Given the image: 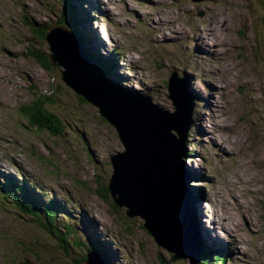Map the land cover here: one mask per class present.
Masks as SVG:
<instances>
[{"label":"rangeland","instance_id":"374dc122","mask_svg":"<svg viewBox=\"0 0 264 264\" xmlns=\"http://www.w3.org/2000/svg\"><path fill=\"white\" fill-rule=\"evenodd\" d=\"M95 1L79 7L95 38L90 48L105 57L118 52L117 88L173 112L168 80L176 72L194 99L183 162L201 246L221 252L224 264H264V0ZM67 8L65 0H0V168L39 184L41 202L64 204L72 216L57 214L58 231L74 228L65 246L40 220L3 203L0 264H86L93 241L113 257L106 264H190L189 258L173 261L143 218L97 195L111 176L110 157L124 150L117 132L95 106L58 82L60 68L46 71L29 55L49 52L29 21L49 27ZM200 28L214 31L206 45ZM37 94L50 98L64 135L31 127L19 114ZM204 262L201 256L198 264Z\"/></svg>","mask_w":264,"mask_h":264},{"label":"water","instance_id":"95a60500","mask_svg":"<svg viewBox=\"0 0 264 264\" xmlns=\"http://www.w3.org/2000/svg\"><path fill=\"white\" fill-rule=\"evenodd\" d=\"M45 43L51 65L60 68V75H54L58 82L95 106L123 145V151L110 157L108 188L115 205L125 207L129 217L143 218L158 245L175 253L173 261L189 258L190 264H198L199 227L183 162L194 99L184 89V80L176 72L168 80L175 106L169 112L149 98L117 88L86 55L76 32L66 26L47 27ZM86 263L103 264V257L89 252Z\"/></svg>","mask_w":264,"mask_h":264},{"label":"trees","instance_id":"16d2710c","mask_svg":"<svg viewBox=\"0 0 264 264\" xmlns=\"http://www.w3.org/2000/svg\"><path fill=\"white\" fill-rule=\"evenodd\" d=\"M77 1L80 2V0H65L68 8L66 9V11H64L63 18H61L62 19L61 21H58V24H62L66 26L70 31L76 32L82 44L84 43L83 47L86 50L87 55L93 61H96V64L99 66L102 74L106 78L109 79L114 78L113 71H114V67H116V61L119 58L117 55L118 52L114 51L112 55L105 57L99 51L94 52L91 49L92 40L89 37L84 36L83 26H82L83 18L82 17L80 18V14L77 12L76 9L77 5L74 4ZM85 21H87V19H85ZM36 23L37 22L33 23L29 21V24L27 25L30 27L31 31L36 35V39L41 43L45 41L46 29L48 26H43L44 25L43 23V25H41L40 27L39 24ZM29 55L33 56L34 59L38 61V63L45 70H50V71L53 70L54 67L50 63L48 54L39 53V52L34 54L33 52H31L29 53ZM54 69L59 70L58 68H54ZM49 101H50L49 97H41V94H37L35 98L31 101V103L21 105L19 109V114L25 118L29 126L38 129L39 128L46 129L51 134L60 137L64 135L65 125L62 122V120H60L56 116V114L48 108L47 104ZM81 138L83 143L85 144V142H87L86 136L84 134H81ZM87 150H89V148ZM108 164L111 165L110 162H108ZM16 188H18L19 190L24 189L23 186H16ZM40 190L41 188L39 186L29 185L27 186V190H24L25 192H23L26 196H22V195L15 196L11 192L5 191L4 188L2 189L3 193H8L9 198L13 199L11 202L15 203L14 206L16 205L24 214L29 215L31 218H36L40 220L44 226L47 225L48 231L54 236L61 235L62 238L60 239L62 243L65 246H68V242L66 241L68 237L67 238L65 237L68 236L69 234L74 233V228L68 224L64 225L63 228L64 229L66 228L67 230V235H66V233L63 234L61 231H58L62 229H59L55 225L56 224L55 222L58 221V219L56 218L57 214H60L62 218H67L69 217V214L71 215V213H67L68 209L65 208L64 204H61L58 201L51 200L49 202H41L42 195H40ZM96 192L101 199L106 201L112 200L107 183L100 184V187L97 189ZM65 205H67V203ZM99 244H101L100 241L99 243L93 241L90 245L91 247L90 250L101 252L102 249L99 247L100 246ZM109 250L113 252L112 249L109 248ZM220 255L221 254L219 253L213 254L209 246L203 245L202 256L205 261L204 264H209V262H212L216 258H222L221 263H224L225 262L223 259L224 257H221ZM208 259L209 261L207 262L206 260Z\"/></svg>","mask_w":264,"mask_h":264},{"label":"bare ground","instance_id":"6f19581e","mask_svg":"<svg viewBox=\"0 0 264 264\" xmlns=\"http://www.w3.org/2000/svg\"><path fill=\"white\" fill-rule=\"evenodd\" d=\"M87 1V0H86ZM94 2L95 3H97L95 0H94ZM87 4H88V2H87ZM98 4L99 5H101L99 2H98ZM97 5V4H96ZM89 6V5H88ZM92 10V9H91ZM88 11V10H87ZM153 19L154 18H152V21H153ZM88 20L89 19H87V21H85L86 22V25H87V22H88ZM85 25V24H84ZM77 29V28H76ZM86 29H87V26H86ZM209 29V31H207V32H204L201 28L198 30V32H204V33H202L201 34V36H200V39H199V41H201V39L203 40L202 42H203V45H206V42L208 41V37L209 36H213L214 35V31H212L210 28H208ZM88 30V29H87ZM90 30V29H89ZM88 30V31H89ZM93 31V30H92ZM105 37V36H104ZM192 39H194L196 42H197V37H194V36H192L191 37ZM83 41V40H82ZM84 44V43H83ZM198 47L203 51V53L205 52V51H210V53H211V50L210 49H208V48H206V50L203 48V46L200 44V43H198ZM120 54V53H119ZM55 68H57V67H55ZM131 95V94H130ZM131 96H133V97H137V95H131ZM175 111V110H174ZM173 111V112H174ZM225 148V147H224ZM220 149H223V147H220ZM191 191H193V190H191ZM192 199V198H191ZM0 200H2L3 201V198L1 197L0 198ZM8 202H9V200H8ZM191 203H192V208H194V200H192L191 201ZM194 210V209H193ZM195 211V210H194ZM197 211H198V215L199 216H201V214H202V212H203V210L201 209V207H198L197 208ZM28 213V212H27ZM205 215H208L207 213H205ZM207 218H211V216L210 215H208L207 216ZM225 221H228V220H225ZM224 222V221H223ZM222 222V223H223ZM233 221L231 220V222L230 223H232ZM225 224V223H224ZM202 226V225H201ZM201 229L203 230V228L201 227ZM206 237H209V236H206ZM227 243H228V241H226ZM200 243V242H199ZM202 244H205L204 242L202 243ZM229 244H231V243H228V245ZM102 245V253L104 252L105 253V255H103L102 257H103V261L105 262L106 260H108L109 258L110 259H113V257H111L110 255H109V252L107 251V249L103 246V244H100V246ZM199 248L200 249H202V246H201V244L199 245ZM112 249V248H111ZM114 252V251H113ZM169 252V251H168ZM220 254H221V252H220ZM174 255H175V253H172V260H173V257H174ZM216 255V254H215ZM114 256L116 257V252H114ZM221 256V255H220ZM221 257H223V256H221ZM226 257V256H225ZM86 258H88V253L86 254ZM122 258V257H121ZM87 260V259H86ZM113 261V260H112ZM112 261H110V262H112ZM205 263V262H204ZM225 263V262H224ZM223 263V264H224ZM87 264V263H86ZM105 264H106V262H105Z\"/></svg>","mask_w":264,"mask_h":264}]
</instances>
